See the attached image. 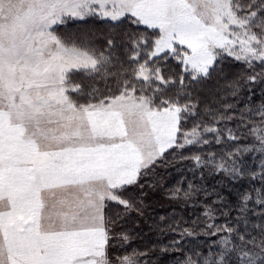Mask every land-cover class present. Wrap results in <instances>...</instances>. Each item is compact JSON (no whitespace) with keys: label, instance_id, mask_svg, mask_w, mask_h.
I'll use <instances>...</instances> for the list:
<instances>
[{"label":"snow or ice","instance_id":"snow-or-ice-1","mask_svg":"<svg viewBox=\"0 0 264 264\" xmlns=\"http://www.w3.org/2000/svg\"><path fill=\"white\" fill-rule=\"evenodd\" d=\"M87 18L108 30H61ZM256 83L264 0H0V264H139L117 254L122 221L173 154L227 182L171 193L211 197L215 250L187 264H264V96L240 101Z\"/></svg>","mask_w":264,"mask_h":264},{"label":"trees","instance_id":"trees-1","mask_svg":"<svg viewBox=\"0 0 264 264\" xmlns=\"http://www.w3.org/2000/svg\"><path fill=\"white\" fill-rule=\"evenodd\" d=\"M86 20L84 23H92L95 20L100 22L92 18ZM74 22L76 21H69L65 26L66 33L84 34L83 31L75 28L76 26L72 24ZM69 25L73 27L70 28ZM107 30L108 27L100 28V32L103 33ZM224 70L228 79L239 78L245 71L243 66L230 61L225 62ZM222 83L223 81L216 80L209 82L203 89L204 99H210L213 90ZM241 83L243 84V81ZM249 88L255 93L252 97L246 94ZM261 96H264V83H256L248 85L243 90L240 101L243 103L250 98L259 103ZM221 150L220 146L211 149L215 152ZM190 154L185 152V155ZM243 160L247 168H254L259 172L261 158L257 153H246ZM142 182L145 185L143 192L146 195L142 197L140 211L128 213L122 221L124 231L130 234V243L119 249L117 254L131 256L139 261V264H187L189 258L196 260L210 255L215 250L217 238L207 234L203 212L204 205L211 197L201 192L198 197L186 200L183 197H174L171 193L177 188L186 191L190 183L203 187L208 192L213 189L219 191L227 182L208 175L206 171L201 175L190 160L180 159L175 154L168 156L166 162L159 164ZM249 185L250 182L244 180L235 186H228L224 189V195L231 203H235L238 193L248 189Z\"/></svg>","mask_w":264,"mask_h":264},{"label":"rangeland","instance_id":"rangeland-1","mask_svg":"<svg viewBox=\"0 0 264 264\" xmlns=\"http://www.w3.org/2000/svg\"><path fill=\"white\" fill-rule=\"evenodd\" d=\"M87 19H89V18H87ZM92 20H95L94 18H92ZM76 22H74V23H72L74 26H76L75 28L76 29H79L80 31H83L84 32V34L85 33H92V34H97V35H100L101 33H103V31H101L100 32V28L101 27H103V28H105V27H108V25H106L105 23H103V22H98V21H96L95 20V22L94 21H92V23H89V22H87V23H84L85 21H87L86 19L85 20H83V21H81V20H75ZM91 21V20H90ZM73 25H69L70 26V28H72L73 27ZM89 26H91L92 28H90ZM65 28V26L61 29L64 33H66V30L64 29ZM94 28V29H93ZM95 28H98V29H95ZM91 29H93V30H91ZM256 186V185H255ZM123 256H128V255H123Z\"/></svg>","mask_w":264,"mask_h":264}]
</instances>
